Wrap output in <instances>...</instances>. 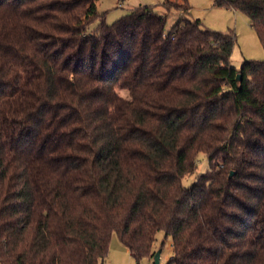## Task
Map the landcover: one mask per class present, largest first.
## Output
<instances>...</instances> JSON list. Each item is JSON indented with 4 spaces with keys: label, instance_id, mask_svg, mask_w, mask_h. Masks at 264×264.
I'll use <instances>...</instances> for the list:
<instances>
[{
    "label": "trees",
    "instance_id": "1",
    "mask_svg": "<svg viewBox=\"0 0 264 264\" xmlns=\"http://www.w3.org/2000/svg\"><path fill=\"white\" fill-rule=\"evenodd\" d=\"M95 3L0 0V264H103L114 233L153 264L159 232L167 264H264V61L188 0ZM215 5L264 45V0Z\"/></svg>",
    "mask_w": 264,
    "mask_h": 264
},
{
    "label": "rangeland",
    "instance_id": "2",
    "mask_svg": "<svg viewBox=\"0 0 264 264\" xmlns=\"http://www.w3.org/2000/svg\"><path fill=\"white\" fill-rule=\"evenodd\" d=\"M101 16H105L108 25L114 24L117 20L127 16L134 9L140 6L155 7L159 13L165 10L161 4L165 0H94ZM191 10L186 17L190 20H201L203 27L217 32L234 31L237 37V43L234 46L231 56V67L240 69L244 62L264 61V45L258 38L257 33L251 27L249 19L242 13H236L224 7L215 5V0H188ZM183 17L178 12H172L167 22L169 31L177 21ZM119 95L128 98V93L124 90H118ZM209 169V162L204 154H200L197 160V166L194 174L184 179V185L189 187L193 185L198 176L204 174ZM155 243V249L161 250V245L165 242L162 252V263L167 264L172 257L171 239L165 238L164 232H159ZM103 264H136L129 253V250L121 244L117 234L112 236L108 256ZM141 264H152L149 260H143Z\"/></svg>",
    "mask_w": 264,
    "mask_h": 264
},
{
    "label": "water",
    "instance_id": "3",
    "mask_svg": "<svg viewBox=\"0 0 264 264\" xmlns=\"http://www.w3.org/2000/svg\"><path fill=\"white\" fill-rule=\"evenodd\" d=\"M237 81L238 82L242 81L241 75L238 76ZM233 175H234V172L231 173L230 177H232ZM161 253H162V250H158V252H156V254L154 256V263L153 264H162L161 263Z\"/></svg>",
    "mask_w": 264,
    "mask_h": 264
},
{
    "label": "crops",
    "instance_id": "4",
    "mask_svg": "<svg viewBox=\"0 0 264 264\" xmlns=\"http://www.w3.org/2000/svg\"><path fill=\"white\" fill-rule=\"evenodd\" d=\"M235 14H236V12H235ZM251 25V24H250ZM252 27V26H251ZM163 252V251H162ZM161 255H162V253H161ZM161 263H162V256H161ZM163 264V263H162Z\"/></svg>",
    "mask_w": 264,
    "mask_h": 264
}]
</instances>
